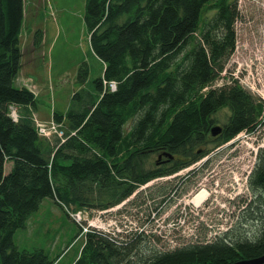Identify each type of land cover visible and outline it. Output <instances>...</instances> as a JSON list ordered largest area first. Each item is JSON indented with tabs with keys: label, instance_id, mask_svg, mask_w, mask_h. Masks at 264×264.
I'll use <instances>...</instances> for the list:
<instances>
[{
	"label": "trees",
	"instance_id": "16d2710c",
	"mask_svg": "<svg viewBox=\"0 0 264 264\" xmlns=\"http://www.w3.org/2000/svg\"><path fill=\"white\" fill-rule=\"evenodd\" d=\"M23 1L0 0V264H55L65 253L50 260L39 248L19 250L13 242L44 199L63 212L107 210L239 134L264 128V101L227 75L238 0H86L83 22L102 77L85 98L83 88L72 95L78 106L53 111V121L64 126L61 140L38 137L35 96L15 85L23 58ZM34 35L33 46H41L43 34ZM77 76L80 87L87 83L85 63ZM218 80L222 84L214 86ZM218 125L220 134L211 136ZM152 155L156 162L149 169ZM255 156L244 209L248 222L259 224L251 238L227 231L162 251L144 245L143 233L123 238L120 231L89 230L73 264H241L263 258L264 146ZM80 237L81 231L74 243Z\"/></svg>",
	"mask_w": 264,
	"mask_h": 264
},
{
	"label": "rangeland",
	"instance_id": "374dc122",
	"mask_svg": "<svg viewBox=\"0 0 264 264\" xmlns=\"http://www.w3.org/2000/svg\"><path fill=\"white\" fill-rule=\"evenodd\" d=\"M23 2L24 19L20 34L23 59L15 85L32 91L36 100V121L50 127L53 111L64 114L71 105L80 104V100H73V94L83 88L80 98H85V93L95 90L93 82L102 77L103 64L92 54L88 43L83 22L86 0ZM237 4L236 50L227 65V75L264 101V0H238ZM36 31L43 34L39 50L38 46H33ZM82 63L87 65L89 77L80 87L77 73ZM222 82L218 80L214 86ZM11 115L13 117V113ZM127 125L125 131L129 130ZM263 146L264 128L255 135L241 133L231 142L214 149L207 156L210 158L208 164L203 166L206 157L193 165L196 169L194 177L185 178L189 196H184L181 206H177L178 203L168 206L161 218H156L157 215L150 211L161 188L170 184L169 178L139 187L129 199L107 210L64 208L63 212L46 198L38 210L31 213L25 227L16 231L13 242L19 250L39 248L47 252L50 260H55L64 251L55 264H71L89 230L104 232L114 229V232L120 231L116 235L123 238L131 233H143L147 239L141 242L148 243L144 245L162 251H172L187 243L211 241L227 231L238 233V237L251 238L257 233L259 224L248 222V214L244 211L245 204L251 201L245 181L253 169L258 148ZM155 162L156 156L152 155L146 167L150 169ZM10 169L9 163L5 166V174ZM186 175L187 172L182 170L179 177ZM201 191L207 196L197 206L193 200ZM230 196L232 200L228 199ZM150 215L156 219L147 224ZM174 215L177 220H169ZM175 221L172 230L169 224ZM179 226L181 229L176 232ZM80 231L81 237L74 243L73 239Z\"/></svg>",
	"mask_w": 264,
	"mask_h": 264
},
{
	"label": "flooded vegetation",
	"instance_id": "af4514ba",
	"mask_svg": "<svg viewBox=\"0 0 264 264\" xmlns=\"http://www.w3.org/2000/svg\"><path fill=\"white\" fill-rule=\"evenodd\" d=\"M208 158V157H207ZM206 159V157L204 158ZM203 159V160H204ZM210 158L206 159L204 161V167L208 164ZM202 160L198 161L201 162ZM198 162L193 163L197 164ZM193 165H191L189 168L183 169V171L185 170L187 172V175L184 176L183 178L179 177V175L182 173V171L177 172L176 174L172 175L171 177H166L165 179H171V182L168 186L161 188L162 190H164L162 193L161 191L157 194V198L153 199V205L151 207V211L150 213H154L155 215H157L156 218H161L162 217V213L166 210V208L170 205H173V203H178L177 206H181V202H183L184 200V196H189V193L187 192V187L185 185V178H190V177H194V172L196 169H193ZM203 167V169H204ZM187 169H189L190 171L188 172ZM164 180V179H161ZM159 179H153L150 181V183L156 182V181H160ZM184 182V184H183ZM150 183H147L145 186H150ZM186 186V187H185ZM185 187V188H184ZM161 193V195H159ZM229 200L231 199V196L228 198ZM156 218H154L153 216H148L147 219V224H152L153 220H155ZM174 218L169 219V220H174ZM177 220V219H176ZM176 221L174 223H170L169 226L172 228L173 226H176ZM173 225V226H171ZM181 229V226H179L178 228H176V232H179ZM172 230H174L172 228Z\"/></svg>",
	"mask_w": 264,
	"mask_h": 264
},
{
	"label": "built area",
	"instance_id": "2783aa9c",
	"mask_svg": "<svg viewBox=\"0 0 264 264\" xmlns=\"http://www.w3.org/2000/svg\"><path fill=\"white\" fill-rule=\"evenodd\" d=\"M109 86L111 87L112 91L115 89L114 83L110 84ZM11 112L13 113V118L16 119L17 114H16V112H14V109H11ZM33 122L35 123V130H36L38 137L46 139V140H50L53 137H57L60 140L63 138L64 126L62 123L58 124L52 120L50 127H46L45 124H41V123L37 122L35 118H33ZM248 174H249V172H248ZM247 176H246L245 186H246L247 179H248ZM108 230L104 231V232L107 234L113 233V232H111L110 229H108Z\"/></svg>",
	"mask_w": 264,
	"mask_h": 264
},
{
	"label": "water",
	"instance_id": "95a60500",
	"mask_svg": "<svg viewBox=\"0 0 264 264\" xmlns=\"http://www.w3.org/2000/svg\"><path fill=\"white\" fill-rule=\"evenodd\" d=\"M221 130H222V128L219 126L213 127V129L210 132V135L214 137V136L220 134ZM164 156H166V155H164ZM160 158H161V156L158 157V160H160ZM169 158H171V157H169ZM241 264H264V256L261 259L252 260L251 262H242Z\"/></svg>",
	"mask_w": 264,
	"mask_h": 264
},
{
	"label": "bare ground",
	"instance_id": "6f19581e",
	"mask_svg": "<svg viewBox=\"0 0 264 264\" xmlns=\"http://www.w3.org/2000/svg\"><path fill=\"white\" fill-rule=\"evenodd\" d=\"M206 196H207L206 192L201 191L194 197L193 202L198 206L205 200Z\"/></svg>",
	"mask_w": 264,
	"mask_h": 264
},
{
	"label": "crops",
	"instance_id": "0c3cea01",
	"mask_svg": "<svg viewBox=\"0 0 264 264\" xmlns=\"http://www.w3.org/2000/svg\"><path fill=\"white\" fill-rule=\"evenodd\" d=\"M43 43V42H42ZM40 49V47L38 48V50ZM23 59V58H22ZM21 66H22V60H21ZM31 70H33V68L32 69H30V71ZM23 81H25V80H23ZM22 82V81H21ZM24 87V86H23ZM26 88V87H25ZM28 89V88H27ZM28 90H30V89H28ZM31 91V90H30ZM52 115H53V112H52ZM51 119H52V116L50 117ZM77 254H78V252H77ZM77 257V255L75 256V258ZM75 258H74V260H75ZM73 260V261H74ZM74 262H72L71 264H73Z\"/></svg>",
	"mask_w": 264,
	"mask_h": 264
}]
</instances>
